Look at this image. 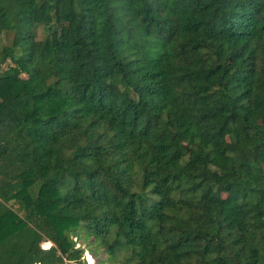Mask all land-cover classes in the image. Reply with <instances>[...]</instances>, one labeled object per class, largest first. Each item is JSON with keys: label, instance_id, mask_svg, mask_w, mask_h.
<instances>
[{"label": "trees", "instance_id": "trees-1", "mask_svg": "<svg viewBox=\"0 0 264 264\" xmlns=\"http://www.w3.org/2000/svg\"><path fill=\"white\" fill-rule=\"evenodd\" d=\"M4 32L0 264H264V0H0Z\"/></svg>", "mask_w": 264, "mask_h": 264}, {"label": "rangeland", "instance_id": "rangeland-1", "mask_svg": "<svg viewBox=\"0 0 264 264\" xmlns=\"http://www.w3.org/2000/svg\"><path fill=\"white\" fill-rule=\"evenodd\" d=\"M48 32H47V29L43 26H39L38 29H37V38L38 39H43L47 36ZM11 39H12V33L11 32H4V33H1L0 34V41H2L4 44H10L11 42ZM76 238H74L75 240ZM77 244L78 245H81L83 247H85V249L88 248V245H91V241L92 239H88V241L84 242L82 241L81 239H77ZM50 242L46 241V242H42L41 244V247L43 248H46L47 245H49ZM92 248H95V246H91ZM97 254H96V257L92 256L90 253L88 252H85V258H86V261L88 264H90L88 262L89 258L87 255H90L93 257V262L94 264H97L98 261L102 262L104 261V264H109L108 261H106V258H107V255L106 253L102 250V249H97ZM101 264V263H100Z\"/></svg>", "mask_w": 264, "mask_h": 264}, {"label": "bare ground", "instance_id": "bare-ground-1", "mask_svg": "<svg viewBox=\"0 0 264 264\" xmlns=\"http://www.w3.org/2000/svg\"><path fill=\"white\" fill-rule=\"evenodd\" d=\"M50 245H51V243H49V245H47L46 248L49 247ZM87 256H88V258H89L88 262H89L90 264H94V262H93V257L90 256V255H87Z\"/></svg>", "mask_w": 264, "mask_h": 264}, {"label": "built area", "instance_id": "built-area-1", "mask_svg": "<svg viewBox=\"0 0 264 264\" xmlns=\"http://www.w3.org/2000/svg\"><path fill=\"white\" fill-rule=\"evenodd\" d=\"M48 248V247H47Z\"/></svg>", "mask_w": 264, "mask_h": 264}]
</instances>
